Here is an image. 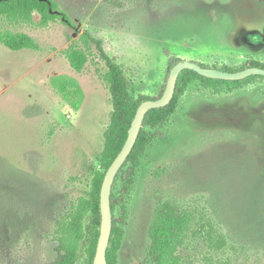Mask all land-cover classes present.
<instances>
[{"label":"rangeland","instance_id":"obj_1","mask_svg":"<svg viewBox=\"0 0 264 264\" xmlns=\"http://www.w3.org/2000/svg\"><path fill=\"white\" fill-rule=\"evenodd\" d=\"M61 20L9 25L40 49L0 42V264H52L58 227L102 169L104 133L113 111L108 67L92 45L75 70L65 55L89 32L123 69L133 95L157 97L174 61L240 71L264 63V0H56ZM75 79V110L55 86ZM131 189L113 192L128 218L118 264H141L155 208L169 201L193 214L179 250L184 264H264V78L239 87L190 84L174 114L156 128ZM130 164V163H128ZM120 205L115 217L121 216ZM210 223L216 248L197 233ZM85 245L76 264H86Z\"/></svg>","mask_w":264,"mask_h":264},{"label":"trees","instance_id":"obj_2","mask_svg":"<svg viewBox=\"0 0 264 264\" xmlns=\"http://www.w3.org/2000/svg\"><path fill=\"white\" fill-rule=\"evenodd\" d=\"M37 16L40 19L39 23L43 26L61 20L76 29V26L67 13L60 8L56 0H0V42L13 51L40 49L39 44L31 35L9 28V25L33 23ZM80 41L83 46L77 42H72L65 51V55L72 67L81 71L88 61L89 54L93 52L92 45L96 47L100 57L108 67L105 80L111 94L113 111L104 133V146L100 156L102 169L94 170L90 189L86 196L79 199L75 209L70 213V218L65 216L59 222V256L52 264L78 263L84 245L86 246V264H93L100 235V199L105 174L128 138L129 129L139 105L147 99L161 97L166 87V85L163 86L160 95L157 97L141 95L136 98L122 67L106 53L102 47V41L93 37L89 32L82 33ZM179 61L180 59L174 61L172 67ZM250 66L264 68V63L251 59L246 67ZM256 77L264 78L262 75H253L242 80L213 79L202 76L191 69L183 70L177 82L174 99L167 106L149 110L138 140L117 175L125 182V191L128 192L131 189L134 176L140 166V159L152 141L153 135L147 130V127L153 129L163 125L175 113L181 96L190 84L201 81L206 86L215 88L225 86L230 90ZM54 83L73 109L81 108L83 90L75 79L60 76ZM111 202L113 228L107 249V264H118L119 250L124 238V226L128 218V206L123 195L119 198L114 192H112ZM118 205L122 210L119 218L115 217ZM192 220L193 214L186 209H182L169 201L159 204L155 208L149 227L150 244L141 264H184L179 250L185 242ZM197 233L201 236H207L218 249H221L225 244L222 238L214 235L210 223L202 224Z\"/></svg>","mask_w":264,"mask_h":264},{"label":"water","instance_id":"obj_3","mask_svg":"<svg viewBox=\"0 0 264 264\" xmlns=\"http://www.w3.org/2000/svg\"><path fill=\"white\" fill-rule=\"evenodd\" d=\"M185 69L194 70L200 75L208 78L224 80H242L253 75L264 76V68L257 66H250L243 70L233 72L218 68H207L193 61L181 60L172 67L162 96L157 99H147L139 105L131 123L128 138L122 150L119 152L105 174L100 199V235L93 264H107V249L113 228L111 196L116 177L121 168L124 166L138 140L147 113L153 108L167 106L174 99L179 76Z\"/></svg>","mask_w":264,"mask_h":264}]
</instances>
